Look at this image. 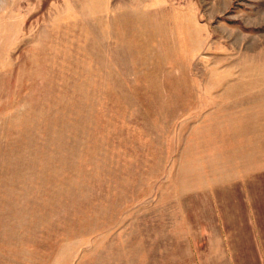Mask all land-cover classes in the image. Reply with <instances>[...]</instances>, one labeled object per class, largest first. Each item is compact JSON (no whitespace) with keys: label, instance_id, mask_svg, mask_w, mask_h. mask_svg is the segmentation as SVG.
Wrapping results in <instances>:
<instances>
[{"label":"rangeland","instance_id":"374dc122","mask_svg":"<svg viewBox=\"0 0 264 264\" xmlns=\"http://www.w3.org/2000/svg\"><path fill=\"white\" fill-rule=\"evenodd\" d=\"M0 264H264V0H0Z\"/></svg>","mask_w":264,"mask_h":264}]
</instances>
